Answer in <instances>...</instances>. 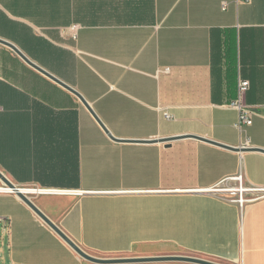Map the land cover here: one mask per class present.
Masks as SVG:
<instances>
[{
	"label": "crops",
	"instance_id": "0c3cea01",
	"mask_svg": "<svg viewBox=\"0 0 264 264\" xmlns=\"http://www.w3.org/2000/svg\"><path fill=\"white\" fill-rule=\"evenodd\" d=\"M0 39L98 120L0 44V173L81 250L264 264V197L210 191L264 188V118L239 131L228 107L239 80L264 104V0H0ZM178 136L205 141H157ZM0 219L2 264H92L13 193Z\"/></svg>",
	"mask_w": 264,
	"mask_h": 264
},
{
	"label": "water",
	"instance_id": "95a60500",
	"mask_svg": "<svg viewBox=\"0 0 264 264\" xmlns=\"http://www.w3.org/2000/svg\"><path fill=\"white\" fill-rule=\"evenodd\" d=\"M0 44L11 49L27 66L35 70L36 72L40 73L41 75L45 76L49 80L53 81L57 85L61 86L65 90L72 93L74 96H76L81 103L89 110V112L93 115V117L97 120L96 116L88 106V104L85 102V100L78 94L75 90L55 78L50 73L46 72L44 69L30 61L17 47L14 45L1 40ZM98 121V120H97ZM103 128V127H102ZM104 129V128H103ZM104 131L108 134V132L104 129ZM109 138L113 141H118L112 138L110 134H108ZM182 138H193L197 140H203L202 138L196 137V136H178V137H172L167 139H161L157 140L161 143H166L170 141H174L177 139ZM156 141V140H155ZM209 143L232 150L231 148H227L226 146L217 144L215 142L208 141ZM235 151H238L237 149ZM259 152H263V150H255ZM0 181L2 184L11 190L13 194L21 201L23 202L38 218H40L67 246H69L81 259L90 262L92 264H143V263H160V262H179V263H186V264H217L213 263L207 260L198 259L194 257H188V256H167V257H155V258H123V259H105V258H97L88 255L83 250H81L68 236H66L63 231L60 230V228L54 224L43 212H41L37 206L32 202L31 198H29L27 195L23 194L20 189L16 188L2 173H0Z\"/></svg>",
	"mask_w": 264,
	"mask_h": 264
},
{
	"label": "built area",
	"instance_id": "2783aa9c",
	"mask_svg": "<svg viewBox=\"0 0 264 264\" xmlns=\"http://www.w3.org/2000/svg\"><path fill=\"white\" fill-rule=\"evenodd\" d=\"M251 0H235L236 5L248 4ZM222 9H225V4L222 5ZM249 82L245 80H239L237 85V98L231 102L228 107L235 109L238 112V119L235 124V128L239 131H243L245 128L252 125L254 118H264V104L260 105H247L244 102V95L248 91ZM166 117L168 115L165 114ZM250 140L246 138L243 143L237 148L238 152H244L250 150ZM229 184V185H228ZM233 184V185H231ZM6 188V187H3ZM2 191V190H1ZM212 193H226L234 197L233 202L237 203L240 207H243L248 202H252L264 197V188H254L249 186H243V175L238 173L235 176L227 177L223 179L219 186L210 190ZM12 193V192H10ZM250 195L251 197H247ZM1 227V248H0V263L2 261L3 251L9 249L5 241V233L7 224L5 220L0 219ZM2 254V255H1ZM2 264V263H1Z\"/></svg>",
	"mask_w": 264,
	"mask_h": 264
},
{
	"label": "rangeland",
	"instance_id": "374dc122",
	"mask_svg": "<svg viewBox=\"0 0 264 264\" xmlns=\"http://www.w3.org/2000/svg\"><path fill=\"white\" fill-rule=\"evenodd\" d=\"M1 238H2V235H1V232H0V248H1ZM3 252H5V251H3ZM167 256H188V257H194V258H198V259L207 260V261H210V262H213V263H217V264H231V263L224 262V261L209 259V258H205V257H201V256H192V255H187V254L180 253L178 251H169V250L153 253V254H151L149 256H137V255L101 256L100 258H105V259H123V258H155V257H167ZM2 257H4V256L2 255ZM169 263H176V262L143 263V264H169Z\"/></svg>",
	"mask_w": 264,
	"mask_h": 264
},
{
	"label": "bare ground",
	"instance_id": "6f19581e",
	"mask_svg": "<svg viewBox=\"0 0 264 264\" xmlns=\"http://www.w3.org/2000/svg\"><path fill=\"white\" fill-rule=\"evenodd\" d=\"M0 190L4 191V192H11V190L9 188H0ZM33 191L36 190H21V192H23V194L27 195L28 193H31ZM42 190H39V192H41Z\"/></svg>",
	"mask_w": 264,
	"mask_h": 264
}]
</instances>
